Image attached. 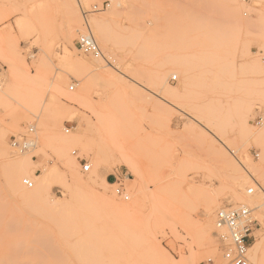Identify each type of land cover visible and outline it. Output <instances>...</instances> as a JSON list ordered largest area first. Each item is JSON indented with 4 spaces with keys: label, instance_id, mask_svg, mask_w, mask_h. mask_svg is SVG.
I'll use <instances>...</instances> for the list:
<instances>
[{
    "label": "rangeland",
    "instance_id": "374dc122",
    "mask_svg": "<svg viewBox=\"0 0 264 264\" xmlns=\"http://www.w3.org/2000/svg\"><path fill=\"white\" fill-rule=\"evenodd\" d=\"M262 128L264 0H0V264H227L219 210L264 243Z\"/></svg>",
    "mask_w": 264,
    "mask_h": 264
},
{
    "label": "built area",
    "instance_id": "2783aa9c",
    "mask_svg": "<svg viewBox=\"0 0 264 264\" xmlns=\"http://www.w3.org/2000/svg\"><path fill=\"white\" fill-rule=\"evenodd\" d=\"M77 47L85 54L93 55L94 57L102 56V52L96 40L90 36H82L77 43ZM173 80H177L176 77ZM74 87H71L73 90ZM34 130L31 128L29 133ZM69 132V129H66ZM12 146L21 152L29 151L34 142L29 135L20 136L12 140ZM82 171L87 173L90 171V164L81 160ZM27 188H33L32 180L25 178L22 181ZM116 184L119 185L117 193L128 199L124 185L120 179L116 178ZM253 188L248 190V194H254ZM216 227L218 229L217 238L220 242V248L223 252V259L227 264H252L250 258V248L256 240V232L261 228L258 219L255 216V209L249 206L224 208L217 212Z\"/></svg>",
    "mask_w": 264,
    "mask_h": 264
},
{
    "label": "bare ground",
    "instance_id": "6f19581e",
    "mask_svg": "<svg viewBox=\"0 0 264 264\" xmlns=\"http://www.w3.org/2000/svg\"><path fill=\"white\" fill-rule=\"evenodd\" d=\"M66 59L68 61H71V57L69 56V54L67 55ZM261 135H264V128H262L260 130V135H258V136H261ZM101 162H102V158L99 157L98 155H96V161L93 164V170L91 171L90 175L87 178L79 177V179L77 180V184L80 185V186H90V185L92 186V185H95L96 184V180H95L94 176L97 175V172H98L99 166L101 165ZM257 169H259V168H257ZM257 172H258V170H257ZM53 175L54 174L48 175L41 182H38V180L35 179V182L37 183V185L32 190H19L18 187L15 185L16 183L14 184L12 182V180L8 181L9 190L14 193L13 195L20 196V197H22L24 199H27V200H46V199H51V197L49 196L50 194L47 192V184L50 183V178ZM242 206H246V205H242ZM258 207L260 208L259 205H258ZM210 214H211L210 212H207V217H210ZM211 225L212 224L209 221H207L206 224H205L206 235L208 237H210ZM205 230H203V231H205ZM255 241L253 242V244L255 246L254 247V253L252 252L253 244L251 245V248H250V254L252 256V260L256 261L257 264H264L263 257H262L263 252H264V243H263V241H261V242H258V243L255 244Z\"/></svg>",
    "mask_w": 264,
    "mask_h": 264
},
{
    "label": "crops",
    "instance_id": "0c3cea01",
    "mask_svg": "<svg viewBox=\"0 0 264 264\" xmlns=\"http://www.w3.org/2000/svg\"><path fill=\"white\" fill-rule=\"evenodd\" d=\"M109 175H110V174H108V176H107V181H108L109 184H111V183L109 182V180H108ZM111 176H112V175H111ZM113 177H114V176H113ZM114 178H115V181H113L114 183H113L112 185L116 184V178H117V177H114ZM118 179H119V178H118Z\"/></svg>",
    "mask_w": 264,
    "mask_h": 264
}]
</instances>
